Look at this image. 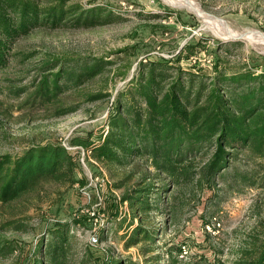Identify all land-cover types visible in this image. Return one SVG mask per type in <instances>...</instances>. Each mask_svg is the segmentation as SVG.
Segmentation results:
<instances>
[{
    "label": "rangeland",
    "instance_id": "obj_1",
    "mask_svg": "<svg viewBox=\"0 0 264 264\" xmlns=\"http://www.w3.org/2000/svg\"><path fill=\"white\" fill-rule=\"evenodd\" d=\"M194 2L205 15L166 0H70L83 10L94 8L92 14L101 20L89 26H37L18 38L7 65L0 68V157L15 158L31 146L46 143L72 147L75 137L98 145L107 130L114 96L134 76L139 61L176 59L186 44H195L198 52L181 58L178 63L184 68L204 74H213L216 66L230 69L243 63L264 68V0ZM220 21L240 34L263 40L224 37ZM94 56L113 61L111 70L80 86L43 94L47 63ZM118 71L125 74L118 77ZM102 87H108L111 96L87 101L88 93ZM71 106L76 110L58 114ZM67 149L77 161L73 183L43 179L19 199L0 198V233L17 245L11 255L0 256V264H32L39 240L58 221L71 222L78 229L71 264H115L128 258L152 264L154 260L143 262L136 246L124 245L128 222L117 215L125 214L126 203L121 200L123 188L116 185L128 170L113 173L92 152L93 160L87 157L84 164L76 149ZM254 165L257 169L247 179L233 165L226 180L231 183L229 190L221 181L218 190L193 196L180 211L179 221L169 222L159 235L158 264L168 263L166 248L174 246L180 248L177 264H235L253 240L264 237L263 167L255 159L241 160L237 166L238 171H248ZM13 217L25 223L24 229H1ZM92 235L98 236V242H90Z\"/></svg>",
    "mask_w": 264,
    "mask_h": 264
},
{
    "label": "trees",
    "instance_id": "obj_2",
    "mask_svg": "<svg viewBox=\"0 0 264 264\" xmlns=\"http://www.w3.org/2000/svg\"><path fill=\"white\" fill-rule=\"evenodd\" d=\"M93 11L70 0H0V68L7 65L17 39L33 28L89 26L102 18ZM195 47L184 45L176 59L140 60L134 76L114 96L102 141L98 145L82 137L71 141L90 148L93 157L113 173L128 170L116 185L123 188L121 200L126 203L125 214L117 217L128 222L123 234L125 247L136 246L146 263L160 262L159 235L169 222L179 221L180 211L191 204L193 196L201 197L207 189L218 190L221 181L229 190L231 183L227 185L226 180L235 164L242 179L252 177L256 165L238 171L241 160L255 159L264 170V68L243 63L230 69L216 66L213 74H204L182 67L178 62L196 55ZM113 65V61L96 56L72 63H47L44 69L48 73L41 82L43 94L85 84ZM115 74L120 77L125 73ZM87 96V101H97L111 94L108 87H102ZM61 110L58 114L76 108ZM76 168V158L62 143L31 146L15 158L4 155L0 157V198L5 202L19 199L43 179L71 184ZM24 227L25 223L14 217L1 225L9 230ZM75 228L71 222L55 223L39 240L32 264H71L78 239ZM246 248L235 264H264V237ZM16 249L17 245L0 233V256L11 255ZM166 250L167 264L180 262V248ZM115 264L139 261L119 259Z\"/></svg>",
    "mask_w": 264,
    "mask_h": 264
},
{
    "label": "bare ground",
    "instance_id": "obj_3",
    "mask_svg": "<svg viewBox=\"0 0 264 264\" xmlns=\"http://www.w3.org/2000/svg\"><path fill=\"white\" fill-rule=\"evenodd\" d=\"M167 2L170 3H175L176 5H180V6H184L187 7L201 15H205L203 13V9L201 8L200 5H198L196 2H194V0H166ZM220 33L221 35H223L224 37H238L241 36L242 34H240L238 31L232 30L230 29L224 22L220 21ZM244 36H247V38H249L252 41H257V42H262V38H258L257 35H253V34H248V33H244Z\"/></svg>",
    "mask_w": 264,
    "mask_h": 264
},
{
    "label": "built area",
    "instance_id": "obj_4",
    "mask_svg": "<svg viewBox=\"0 0 264 264\" xmlns=\"http://www.w3.org/2000/svg\"><path fill=\"white\" fill-rule=\"evenodd\" d=\"M107 126V128H108V125H106ZM65 147L66 148H72V149H76L78 152H79V159L85 164V161H86V158L87 157H90V159H92L93 160V158L90 156V153L92 152L91 151V149L90 148H87V147H85V146H83V145H73L72 147H67L66 145H65ZM91 177H92V175H91ZM93 179V178H92ZM91 184V183H90ZM89 184V185H90ZM87 191H85V192H83V193H86ZM91 214H94V212L92 211L91 212ZM90 242H92V243H96V242H98V236L97 235H92L91 237H90Z\"/></svg>",
    "mask_w": 264,
    "mask_h": 264
},
{
    "label": "water",
    "instance_id": "obj_5",
    "mask_svg": "<svg viewBox=\"0 0 264 264\" xmlns=\"http://www.w3.org/2000/svg\"><path fill=\"white\" fill-rule=\"evenodd\" d=\"M244 36V34H242L241 36H239V37H243Z\"/></svg>",
    "mask_w": 264,
    "mask_h": 264
}]
</instances>
